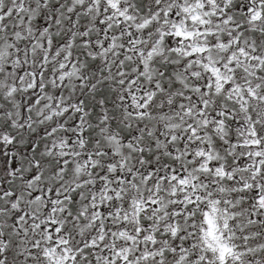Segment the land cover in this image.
Wrapping results in <instances>:
<instances>
[{"label": "snow or ice", "instance_id": "snow-or-ice-1", "mask_svg": "<svg viewBox=\"0 0 264 264\" xmlns=\"http://www.w3.org/2000/svg\"><path fill=\"white\" fill-rule=\"evenodd\" d=\"M0 264H264V0H0Z\"/></svg>", "mask_w": 264, "mask_h": 264}]
</instances>
